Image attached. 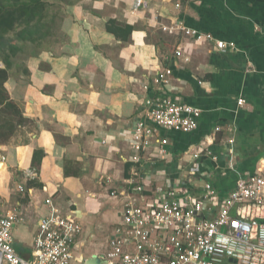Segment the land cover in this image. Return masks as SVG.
Segmentation results:
<instances>
[{
  "label": "crops",
  "instance_id": "obj_1",
  "mask_svg": "<svg viewBox=\"0 0 264 264\" xmlns=\"http://www.w3.org/2000/svg\"><path fill=\"white\" fill-rule=\"evenodd\" d=\"M134 1L58 0L57 36L10 59L4 88L20 114L0 141V213L17 209L13 248L23 258L48 198L82 225L71 264H102L137 173L209 175L223 197L238 176L264 168V0ZM176 21L189 32L170 30ZM192 30L233 48L195 41ZM165 68L168 82L156 84ZM157 94L200 115L186 133L159 128L167 154L149 151L140 168L124 135Z\"/></svg>",
  "mask_w": 264,
  "mask_h": 264
},
{
  "label": "built area",
  "instance_id": "obj_2",
  "mask_svg": "<svg viewBox=\"0 0 264 264\" xmlns=\"http://www.w3.org/2000/svg\"><path fill=\"white\" fill-rule=\"evenodd\" d=\"M140 6L145 7L142 0L133 2L134 9ZM174 6L179 8V2ZM169 29L189 32L179 21ZM191 33L195 41L233 48L232 43L214 40L209 34ZM175 55L182 57L179 50ZM171 74L165 68L153 81L164 85ZM242 103V99L237 102ZM141 105L140 117L125 132L124 140L133 151L131 161L143 168L142 158L149 151L167 154L168 141L158 129L192 131L200 110L164 94L145 98ZM136 175L100 257L102 264H264V168L238 176L223 197L209 182V175L192 182L171 179L164 169ZM44 204L49 211L38 222L29 259L13 248L12 229L22 220L17 209L0 213V264H71L82 225L73 213L55 207L51 198Z\"/></svg>",
  "mask_w": 264,
  "mask_h": 264
},
{
  "label": "trees",
  "instance_id": "obj_3",
  "mask_svg": "<svg viewBox=\"0 0 264 264\" xmlns=\"http://www.w3.org/2000/svg\"><path fill=\"white\" fill-rule=\"evenodd\" d=\"M46 4L42 0H0V62L3 64L0 67V141L11 135L12 118L20 114L4 88L10 59L18 51L14 42L39 39Z\"/></svg>",
  "mask_w": 264,
  "mask_h": 264
},
{
  "label": "rangeland",
  "instance_id": "obj_4",
  "mask_svg": "<svg viewBox=\"0 0 264 264\" xmlns=\"http://www.w3.org/2000/svg\"><path fill=\"white\" fill-rule=\"evenodd\" d=\"M46 2L47 6L45 7V15L41 20L40 33L38 35L39 39L36 42L31 41H15L14 44L21 50L24 45L28 43L46 46L48 42L57 36L58 33V14H59V5H57L58 0H42ZM12 37V34L10 35ZM0 67H3V64L0 62Z\"/></svg>",
  "mask_w": 264,
  "mask_h": 264
},
{
  "label": "water",
  "instance_id": "obj_5",
  "mask_svg": "<svg viewBox=\"0 0 264 264\" xmlns=\"http://www.w3.org/2000/svg\"><path fill=\"white\" fill-rule=\"evenodd\" d=\"M230 261H232V260H230ZM88 264H99V263L95 257H92V259L88 262Z\"/></svg>",
  "mask_w": 264,
  "mask_h": 264
}]
</instances>
